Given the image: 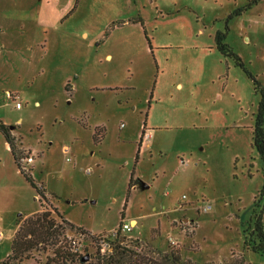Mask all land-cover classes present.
<instances>
[{
    "label": "rangeland",
    "instance_id": "rangeland-1",
    "mask_svg": "<svg viewBox=\"0 0 264 264\" xmlns=\"http://www.w3.org/2000/svg\"><path fill=\"white\" fill-rule=\"evenodd\" d=\"M248 1L0 0V123L17 157L33 155L27 173L44 189L43 200L0 133V264L18 219L54 208L85 232L64 264H94L92 237L131 218L138 224L126 235H154L159 249L171 238L194 264H264L243 247L264 184L251 148L257 96L214 42L224 33L264 85V1L231 16ZM51 217L60 225L54 246L8 264H62L53 250L67 251L78 233Z\"/></svg>",
    "mask_w": 264,
    "mask_h": 264
},
{
    "label": "trees",
    "instance_id": "trees-1",
    "mask_svg": "<svg viewBox=\"0 0 264 264\" xmlns=\"http://www.w3.org/2000/svg\"><path fill=\"white\" fill-rule=\"evenodd\" d=\"M261 1L264 0H249L244 7L234 11L231 16H238L242 11L249 10L252 6L257 5ZM224 40V33L217 32L215 34L214 42L217 50L222 56L232 59L235 67L240 68L245 73L251 80L254 94L257 96V107L254 114L253 126L251 128V148L258 155L261 162L262 178H264V85L250 73L242 60L224 43ZM144 128L145 123L143 124L139 138L135 161H137V155L144 137ZM0 133L4 137L6 144H8L14 163L20 174L23 176L24 180L36 190L39 198L44 200L43 187H37L31 175L29 176L23 173L17 164L18 157L15 154L13 138L10 135L9 128L0 123ZM132 176L133 174H131V178ZM130 184L131 180L129 187ZM255 198L252 206V216L248 220L247 229L243 231V247L247 251L264 256V224H262V219H264V184H262ZM52 215H54L61 224H64L70 229V231L78 234H85L82 229L69 224L55 208L52 213L51 211L42 212L40 210L37 213L25 216L23 219H18L16 224L17 230L11 240L10 255L7 256V260L2 264H8L11 260L15 261L22 259L38 245H47L48 242H51L50 246H54L52 242H54L55 236L59 234L60 225L56 224L51 217ZM92 238V242H94V236ZM176 247V243L175 245H170L168 243L167 251L162 252L155 249L149 242L141 241L129 235H123L112 241L109 253L100 255L97 251L94 264H194L190 260L182 259L179 251L175 249ZM66 250L67 251H62L60 248L53 250V255L59 258L62 264H64V261L72 262V259L76 257L75 254L70 252L68 246ZM85 263L86 262H81V264ZM233 264H245V262L244 259L241 258L240 261L234 262Z\"/></svg>",
    "mask_w": 264,
    "mask_h": 264
},
{
    "label": "built area",
    "instance_id": "built-area-1",
    "mask_svg": "<svg viewBox=\"0 0 264 264\" xmlns=\"http://www.w3.org/2000/svg\"><path fill=\"white\" fill-rule=\"evenodd\" d=\"M6 98L12 100V102L14 103V107L16 110H20L22 105L17 97V95L11 94V93H7L6 94ZM120 127L122 128L123 125L121 124ZM63 154L66 155V153L68 152V149L65 148L63 149ZM66 161H69V159L67 158ZM34 162L33 159V155L31 154H26L23 156H20L17 158V164L20 168V170L25 173L28 174L27 171L31 172V166ZM90 169L87 168L84 170L85 175H89L90 174ZM203 212H208L210 210V206L209 205H205L202 208ZM190 226V222L185 221V224L183 223V227L184 229H186V227ZM132 231V227L129 224L126 223H122L118 228L112 230L110 233L108 234H100V235H96L94 237L95 241L93 242L96 250L99 252L100 255H105L107 253L110 252L111 250V243L114 239L119 238L120 236L126 235L128 233H130ZM78 237H69L68 239V245H69V249L70 252L77 255L80 253V248H81V234L77 235ZM168 242L170 245H175V242L172 239H168Z\"/></svg>",
    "mask_w": 264,
    "mask_h": 264
},
{
    "label": "crops",
    "instance_id": "crops-1",
    "mask_svg": "<svg viewBox=\"0 0 264 264\" xmlns=\"http://www.w3.org/2000/svg\"><path fill=\"white\" fill-rule=\"evenodd\" d=\"M72 89V88H71ZM22 108V107H21ZM123 125V124H122ZM6 126V125H5ZM121 128V127H120ZM143 128V127H142ZM144 132H145V128H144ZM140 135H141V133H140ZM140 135H139V138H140ZM139 141V140H138ZM146 143L147 142V140H146V136H145V133H144V137H143V140H142V143H141V146H140V149H139V152H138V155L140 154V150L142 149V145H143V143ZM6 147L9 149V147H8V144H6ZM137 147H138V145H137ZM63 149H65V148H63ZM63 149H62V151H63ZM138 151V150H137ZM136 154H137V152H136ZM138 158V157H137ZM181 162V166L182 165H184V166H186V163L188 164L189 162H188V160H182V161H180ZM31 170H32V166H31ZM17 171L19 172V170L17 169ZM19 174H20V172H19ZM21 175V174H20ZM139 182H140V180L139 179H137V180H135V182L133 183V185H134V187H138L139 186ZM142 182V181H141ZM148 186V185H147ZM37 199H38V197H36ZM39 212V211H38ZM134 224V225H133ZM137 221L134 219V218H131L130 219V221H129V225L132 227V230H134V229H136V227H137ZM153 232H154V230H153ZM89 235H92V234H89ZM155 237H154V235L152 236V240H150V241H147V240H141V239H139V238H137V239H139V240H141V241H146V242H149L155 249H157V250H159V251H162V252H166L167 251V247L165 248V249H159V248H157L155 245H154V241H153V239H154ZM169 239H171V238H169ZM173 241H175V240H173ZM176 242V241H175ZM176 244H177V242H176ZM177 246H178V244H177ZM182 252V251H181ZM180 256H181V253H180ZM182 257V256H181ZM186 260H190V258L188 259H186Z\"/></svg>",
    "mask_w": 264,
    "mask_h": 264
},
{
    "label": "water",
    "instance_id": "water-1",
    "mask_svg": "<svg viewBox=\"0 0 264 264\" xmlns=\"http://www.w3.org/2000/svg\"><path fill=\"white\" fill-rule=\"evenodd\" d=\"M139 187L141 188V189H146V188H148V186L145 184V183H143V182H139ZM88 260V257H84L82 260H81V262H86Z\"/></svg>",
    "mask_w": 264,
    "mask_h": 264
},
{
    "label": "flooded vegetation",
    "instance_id": "flooded-vegetation-1",
    "mask_svg": "<svg viewBox=\"0 0 264 264\" xmlns=\"http://www.w3.org/2000/svg\"><path fill=\"white\" fill-rule=\"evenodd\" d=\"M137 157H138V155H137ZM180 210V209H179Z\"/></svg>",
    "mask_w": 264,
    "mask_h": 264
}]
</instances>
